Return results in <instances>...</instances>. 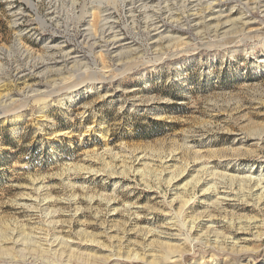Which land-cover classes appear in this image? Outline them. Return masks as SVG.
Listing matches in <instances>:
<instances>
[{"label": "rangeland", "instance_id": "rangeland-1", "mask_svg": "<svg viewBox=\"0 0 264 264\" xmlns=\"http://www.w3.org/2000/svg\"><path fill=\"white\" fill-rule=\"evenodd\" d=\"M172 2L186 17L176 41L154 50L146 13L130 0H0V96L16 99L0 104V238L17 235L26 256L0 264H264V182L249 183L264 178V14L250 12L258 33L212 41L206 28L196 35L184 0ZM111 6L134 40L126 47L140 48L120 61L86 39ZM53 42L90 69L52 56ZM92 77L104 81L69 98V84ZM50 79L55 102H22L26 84ZM14 111L22 117L8 120ZM210 184L216 191L205 192ZM50 237L67 242L65 254L35 249Z\"/></svg>", "mask_w": 264, "mask_h": 264}, {"label": "bare ground", "instance_id": "bare-ground-1", "mask_svg": "<svg viewBox=\"0 0 264 264\" xmlns=\"http://www.w3.org/2000/svg\"><path fill=\"white\" fill-rule=\"evenodd\" d=\"M172 1L175 3L177 0H130V5H131L130 6L131 7L130 10L131 11L132 10L134 11L135 9L136 10L140 9V11L146 13V16H145V27L146 28H150V30L153 32L151 34V35H153L151 37V40H152L151 41V45H152V48H154V50H158L160 48V46H162L164 43H170L171 41L177 39L176 37L173 36V29H175V26H177L178 28H181V27L178 26V24H180V23L182 24L181 20H183V18L186 17L185 16L186 14L184 15L182 13L171 12L170 9H172V8H169V6L171 5ZM184 1L186 2V5L184 6V13L186 11L189 12V14H188V16L186 18V19H188V23H190V26L194 30L198 31V32H196V35L200 34V30L202 28H206L205 31L208 32L209 35L213 37V38L211 37V39H209V40L213 41L216 38H224V37L231 36V35L232 36H236L238 38V40H243L244 38H247V37L251 36V34H253L254 32L258 33L257 31L261 29L260 26H258V24H259L258 21L254 19L253 14L250 13V12H251V10H255L256 8H258L259 11L264 14V0H184ZM227 6H231L230 13L224 15L223 11H225ZM240 7L248 9L247 10L248 12H242V13H240L239 16L232 18L231 16H232L234 10L237 9V8H240ZM113 9H116L115 6H111L110 8H105L103 10V11H105V13L102 14V17H104V18H103L102 23L99 25V27H100V35L99 36L98 35L97 36L96 35H94V36L91 35V37L89 36L88 38L86 36V39L87 40H93L92 41V46L97 45L99 47V49L96 51V52H98V54H101L102 51H106L105 54H108V55L111 54V56L113 54L114 56H116V59H118L120 61V60H122L124 58H127V59L130 58L131 55L133 57V54L134 55L137 54L140 51V48L136 47V46L135 47L132 46L131 44L134 42V40L128 42V41H126V37L123 36V34H121L122 32H120V30L118 28V25L116 24V22H117L116 19L115 18H114L115 20L111 19L113 17L112 16V14L114 12ZM181 10H183V9H181ZM151 13H153V14H151ZM177 15H179V16H177ZM131 18H133L132 15H131ZM165 24L168 25V27H171V28L168 29L167 26L165 27ZM191 36H192V33H191ZM186 40H187V37H181L180 40L178 39L179 43H183V44L187 43ZM128 43H131V44L128 47H126V44H128ZM46 48L52 54L54 53L53 55L51 54L54 57H55V53L57 52V51L55 52V50H58V51L60 50L61 52H63L61 54L62 58H64L65 60H68L69 63H71V67L75 66L76 69L78 70V73H82V72H85V71L90 69V66L87 64V62H81V60L79 58L80 55L79 54H75L74 50H64L59 44L55 45L54 42H53V44L48 43L46 45ZM46 53H47V51H46ZM93 53H94L93 51L92 52L89 51V56H94ZM59 55H60V53H59ZM58 59H59V57H58ZM50 61H52V60H50ZM61 61H62V59H61ZM57 62L58 61H54L55 65L51 68V70H55ZM45 64L46 63L44 62V65ZM120 64H122V63H120ZM50 66H52V65H50ZM45 69L50 71V69L47 68V67ZM45 69H43L39 73L41 74V73L46 72ZM94 69H96V68H94ZM25 70H28V68L25 67ZM99 70H101V68ZM32 71L33 70L30 69V71H28V72H32ZM92 72H93V70H92ZM93 73H92V75H93ZM76 77H77V75H76ZM77 79H79V78H77ZM103 81L104 80L101 81L100 79L93 80V77H92V79L88 81V85H86V87H82V88L81 87H77L75 83L74 84H69L68 87H67V89L69 90V98L73 99V98L80 97V96H82V95H84L86 93H89L90 91L97 89L98 86H99L98 83L99 82H103ZM56 82H55V79L48 80V82H47L48 85L47 86L49 88H43V89L35 88V87L32 86L33 84L32 85L26 84V86H25L26 87V91L23 93V96H22V100L23 101L22 102H24L26 104L29 103L30 101H32V98L35 95H37L38 97L50 96L51 97L50 99H52V101L54 100L53 102H55L54 98H55V85H56ZM66 82L70 83L71 81H66ZM95 82H97V83H95ZM6 90H7V88H6ZM29 92H31V93H29ZM15 102H16V99L14 97H12V95H10L9 93H4L2 96H0V104H1L2 108L3 107L6 108V107L14 104ZM43 102L46 103V105L40 107V111H39L40 115L39 116H41V118H43V116H45L42 113L47 109L50 101L46 102V100L44 99ZM10 114L11 115L15 114L13 117L8 119V120H11V121L17 120L18 118L22 117V115L18 111H14L12 113H9V115ZM41 120H44V118L41 119ZM259 139H261V138H259ZM207 174L208 173H206V176H207ZM212 174L215 175L214 173H209L208 174L209 178L210 177H214V176H210ZM204 175H205V173H204ZM199 176H202V175H199ZM250 177H252V176H250ZM173 178H174V176H173ZM199 179L201 180L200 177H199ZM249 180H250L249 183H252V189L255 188V187H257L258 189L262 188V187H260V185L264 182V178H257V176H256V177L250 178ZM215 189H216L215 186L210 184V186L205 188L204 191L205 192H209V191L213 192V191H216ZM262 193H264V190L262 191ZM221 198L223 200V197H221ZM260 199H261V196L259 197V200ZM224 200H225V198H224ZM188 202H189V200H185L184 203L182 202L181 208H183ZM49 214L50 213H48V215ZM195 218H197V217H195ZM192 219H194V218H192ZM195 221H196V219H195ZM193 226H192V228H193ZM212 234H214V233H212ZM13 235L14 234H12L11 236L5 235V236H2L0 238V258H5L6 260L9 259V261H25L24 258L26 256L24 255L25 256L24 258L21 257L23 255L22 254L23 252H22V249H20V247H22L20 245H23V244H20V240H22V239L19 240L16 237L17 235H14V236ZM51 238L52 237L49 238L50 240L48 239L46 241L47 243H40V242L38 243L37 240H36V242L38 244L35 245V249L40 251L41 253L47 254L48 252L52 251L51 250L52 248H54L56 246H60L59 251H58L59 252L58 256H59V254L61 256L63 254H65V250H61V248L64 247L67 244V242H65L64 240H62V238H59V237H55V238H52V239ZM3 243L4 244L7 243V244H10V245L12 244V246L10 248L3 247L2 246ZM25 243H27V242H25ZM42 244L43 245L45 244L46 246L48 245V248L42 247L43 246ZM18 246H20V247H18ZM17 247H18V249H17ZM55 251L57 252V249H54V253H55ZM238 252H240V251H238ZM225 254H226V252H225ZM230 254L233 255V252H228L227 253V255H230ZM242 255L241 254L237 255V257H240ZM230 257H232V256H230ZM237 257H236V260H238ZM46 258H47V256H46ZM182 258L186 259L185 256L182 257ZM117 260L125 261L123 258L121 259V257H119V256H118ZM52 261H53V259H52Z\"/></svg>", "mask_w": 264, "mask_h": 264}]
</instances>
